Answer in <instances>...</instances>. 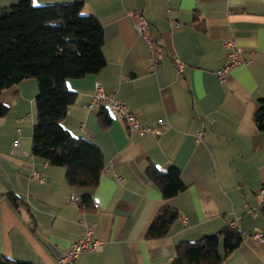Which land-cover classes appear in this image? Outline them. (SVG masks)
<instances>
[{
	"label": "crops",
	"instance_id": "0c3cea01",
	"mask_svg": "<svg viewBox=\"0 0 264 264\" xmlns=\"http://www.w3.org/2000/svg\"><path fill=\"white\" fill-rule=\"evenodd\" d=\"M82 2V13L103 28L104 67L65 80L76 93L61 122L73 136L101 150L104 169L88 191L92 208L81 211L69 195L85 190L69 186L64 168L31 154L37 82L24 79L0 93L8 108L0 118V194H15L17 207L0 197V257L31 264H55L86 227L101 245L75 264H170L180 241H196L236 220L239 247L221 264H264V215L258 193L264 184V129L254 115L264 96V0H43L38 4ZM15 0H0L7 7ZM131 11L150 25L157 60L133 29ZM224 40H234L247 59L220 82L226 62ZM184 64L179 72L175 60ZM124 101L140 123L162 119L160 135L129 133L118 118L103 127L101 108L88 111L93 86ZM203 129L200 140L195 132ZM175 167L185 188L163 199L145 175L148 165ZM32 170L43 183L30 178ZM124 179L121 185L115 176ZM23 204H20V203ZM162 206L178 219L169 233L147 239L145 232ZM82 212V213H81ZM181 216L186 217L183 223ZM222 251V248H221Z\"/></svg>",
	"mask_w": 264,
	"mask_h": 264
},
{
	"label": "trees",
	"instance_id": "16d2710c",
	"mask_svg": "<svg viewBox=\"0 0 264 264\" xmlns=\"http://www.w3.org/2000/svg\"><path fill=\"white\" fill-rule=\"evenodd\" d=\"M40 1L15 0L10 6L0 7V93L21 80H36L31 154L50 166L63 167L66 183L85 190L79 207L88 211L93 206L88 191L98 184L103 156L97 145L73 136L61 122L76 98V93L66 88L65 80L97 73L105 65L103 28L97 18L82 13V2L38 4ZM7 113L8 108L0 104V118ZM99 119L103 127L109 123L103 107ZM254 121L264 129V96L258 100ZM145 175L163 199L173 198L185 188L179 170L172 166L161 171L150 164ZM1 196L15 207L21 201L15 194ZM261 208L264 215V206ZM178 217L174 207L162 206L145 238L166 236ZM241 239L240 229L227 225L199 240L180 241L170 264H221L239 247ZM0 264L31 263L1 256Z\"/></svg>",
	"mask_w": 264,
	"mask_h": 264
},
{
	"label": "built area",
	"instance_id": "2783aa9c",
	"mask_svg": "<svg viewBox=\"0 0 264 264\" xmlns=\"http://www.w3.org/2000/svg\"><path fill=\"white\" fill-rule=\"evenodd\" d=\"M130 17L132 19L133 29L137 35L148 45L151 54V60L155 62L157 60V47L155 40L150 33L149 23L139 11H131ZM222 45L227 49V56L223 67L216 72L217 79L220 82L225 80L226 76L233 67L247 62V59L243 56L242 49L235 43L234 40H224ZM175 64L179 72L183 71V63L176 59ZM84 106L88 111L103 107L106 115L109 118L121 119L125 123L126 129L129 133L135 132L141 136L146 134L156 136L160 135L168 128V123L162 119L158 120L154 125L141 124L136 113L131 110L124 101L120 100L114 95L107 94L99 82L94 83L91 98ZM203 133V129L197 130L194 134L195 139L197 141L200 140L203 136ZM30 178L38 181L39 183L44 182L43 176L36 170L31 171ZM115 178L119 184L122 185L124 183L123 178L117 175ZM257 198V203L260 206H264V184L262 185ZM69 201L79 204L81 198L75 194H70ZM181 220L183 223H186L187 219L185 216H181ZM227 225L230 228H238V223L235 219L228 221ZM251 236L257 240H260L261 242H264V236L258 231H254ZM100 245L101 241L93 236L92 227H86L84 235L72 242L70 246L60 254L55 264H75L84 252L94 250Z\"/></svg>",
	"mask_w": 264,
	"mask_h": 264
},
{
	"label": "rangeland",
	"instance_id": "374dc122",
	"mask_svg": "<svg viewBox=\"0 0 264 264\" xmlns=\"http://www.w3.org/2000/svg\"><path fill=\"white\" fill-rule=\"evenodd\" d=\"M81 211H82V209H81ZM82 213V212H81Z\"/></svg>",
	"mask_w": 264,
	"mask_h": 264
}]
</instances>
